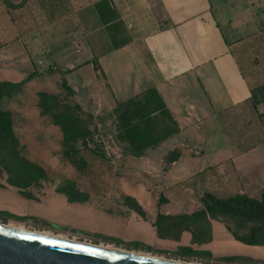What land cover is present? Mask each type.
<instances>
[{"label": "crops", "instance_id": "obj_1", "mask_svg": "<svg viewBox=\"0 0 264 264\" xmlns=\"http://www.w3.org/2000/svg\"><path fill=\"white\" fill-rule=\"evenodd\" d=\"M9 1L15 6L0 2V64L29 68L27 76L41 66L57 65L68 82L73 77L77 100L80 88L91 97L105 91L115 113L119 103L140 98L148 89L157 90L178 128L159 144L131 154L115 114L118 136L127 143L125 158L134 169H156L159 176L174 181L163 183L166 187L182 183L215 195L261 193L264 141L242 148L253 138H233L224 132L231 113L251 101L252 87L236 52L246 43L240 35L242 26L228 20L225 30L217 16L218 8L226 7L224 0H27L21 7L16 6L22 0ZM260 11L255 37L262 41V52L264 12ZM93 61L104 75L95 70ZM1 75L11 77L0 68ZM128 84L133 92L125 99ZM84 101L88 106L86 96ZM256 110L264 112V103ZM156 116L157 128L162 130L168 121L159 113ZM211 225L214 240L194 244L195 248L210 249L215 257L232 254L215 252V237L220 233L236 244L253 247L235 240L220 221L211 220ZM154 240L178 247L190 245L191 235L184 232L180 242ZM259 258H264V252Z\"/></svg>", "mask_w": 264, "mask_h": 264}, {"label": "rangeland", "instance_id": "obj_2", "mask_svg": "<svg viewBox=\"0 0 264 264\" xmlns=\"http://www.w3.org/2000/svg\"><path fill=\"white\" fill-rule=\"evenodd\" d=\"M224 1L226 7L224 9L220 6L217 16L225 30L228 28V20L242 26L243 34L240 35L246 43L239 45L236 52L251 86L255 88L264 85V51L261 52L262 41L255 37L259 34L256 25L260 23V10L264 12V0ZM10 63V67L8 64H0V68L8 70L12 78L1 75L0 80L19 82L30 72L29 68L16 69ZM54 66L36 69L37 74L15 93L0 88V128L3 130L7 126L11 127V133L18 144V153L0 152V184L7 185V189L2 192L0 189V208L19 216L17 219H9L0 214V223H14L28 230L46 231L77 242L109 245L126 251L198 264H257L255 260L264 259L259 258L264 247L241 246L221 233L215 237V252L232 254L215 257L210 249H198L194 244L179 245L210 252L212 258L205 255L181 257L176 251L179 247L176 244L154 240L161 239L153 227L159 212H195L203 207L200 198L204 192L198 187L191 190L189 184L182 186V183L166 187L163 183H168V178L159 176L156 169L150 172L134 169L135 165L125 158L127 143L118 136L115 108L114 105L109 106L106 92L101 91L91 97L80 88L78 100L76 96L63 99L66 97V92L61 88L63 76L58 73L59 67ZM125 69L130 76L131 65L128 64ZM95 79L97 85L98 79ZM68 80H71V86L74 85L73 77ZM94 83V80L91 81V86ZM128 85L130 88L122 98H129L133 92L131 84ZM44 96H58L63 102L50 107L44 102ZM84 96L88 106L84 104ZM75 102L84 104L87 115L80 117ZM62 117L68 121L66 128L53 121ZM76 123L80 127L79 133L72 131L71 126L75 127ZM71 132L79 137L75 139L73 136L77 146L83 137L89 144L88 149H81L78 165L63 155L65 138ZM224 132L233 138H253V143L242 144V148L255 146L264 141V117L260 116L250 101L231 113ZM98 150L105 156L97 155L95 151ZM8 172L16 173L15 177L19 176L21 189L30 192L33 199L19 194L18 187L8 185ZM63 192L82 202H69L66 196L62 197ZM231 194L235 193L222 192L217 193V196L226 198ZM252 196L260 199L261 193L256 191ZM140 210L145 219L137 212ZM220 224L227 229L224 222L220 221ZM227 224L234 228L232 222ZM184 232H188L192 240L191 232ZM102 236L116 237L123 241H141L151 245L152 251L135 250L127 244L119 246L106 242ZM213 237L212 234L209 242L214 240ZM262 240L264 242V234Z\"/></svg>", "mask_w": 264, "mask_h": 264}, {"label": "trees", "instance_id": "obj_3", "mask_svg": "<svg viewBox=\"0 0 264 264\" xmlns=\"http://www.w3.org/2000/svg\"><path fill=\"white\" fill-rule=\"evenodd\" d=\"M26 1L27 0H22L16 7L23 6ZM0 2L11 8L15 6L9 0H0ZM109 18L110 17H105L103 15L105 21H108ZM86 63H88V61L85 62V64ZM93 65L96 71H100L101 74L104 75L103 70L97 61H93ZM36 74V71H33L19 82L0 80V88H4L10 93H15ZM61 88L66 92V97L63 99H70L76 96L74 88L64 77L61 81ZM63 99H60L58 96H44V102L50 107L60 105L63 102ZM251 101L255 107L258 104L264 103V85L255 88L251 87ZM74 106L81 118L87 115L80 103L75 102ZM116 113L122 132L121 135L129 141L130 153L133 155H137L143 150L159 144L162 140L178 132L176 123L173 121L172 116L165 107L162 97L157 90L153 88L144 91L140 98L133 97L119 103ZM157 113L162 115L168 121L162 130L157 128ZM260 116L264 117V112L260 113ZM53 121L63 128L68 126L66 117H62V119H53ZM71 127L73 129L72 131L79 133L80 127L78 123H76L75 127L74 125ZM75 133L71 132L67 134L64 142L63 155L74 165H78L81 149H88L89 144L83 137L77 146V142H74L73 139ZM74 137L75 139L79 138L76 135ZM0 152L7 154L11 152L12 154L18 153V144L14 139L11 133V127L9 126L5 127L3 130L0 128ZM95 153L102 157L105 156L104 153L99 150L95 151ZM8 174L9 177L7 183L10 186L18 187V193L22 196L28 199L34 198L30 192H25L21 189V184L18 181L19 176L15 177L16 173L13 172L11 174L8 172ZM0 188L5 189L7 186L1 183ZM63 194L67 197L69 202L77 201L72 199L66 193L63 192ZM200 201L203 207L192 213L166 214L159 212L156 221L153 223L157 236L161 239L180 241L183 232L190 231L192 234L191 244L207 243L212 239V225L210 221L216 220L226 224L227 230L235 240L251 246L264 247V242L262 240V235L264 234V188L261 191L260 199L250 197L246 194H236L234 196L222 198L212 192L206 191L203 193ZM137 212L145 219V215L141 210ZM0 214L9 219L19 218V216L8 211L0 210ZM227 222H232L234 228L229 226ZM102 237L106 242L114 243L119 246L127 244L130 248L135 250L152 251L151 246L142 242H125L116 237ZM176 251L181 257L205 255V257L212 258L210 252L197 251L192 246H179Z\"/></svg>", "mask_w": 264, "mask_h": 264}, {"label": "water", "instance_id": "obj_4", "mask_svg": "<svg viewBox=\"0 0 264 264\" xmlns=\"http://www.w3.org/2000/svg\"><path fill=\"white\" fill-rule=\"evenodd\" d=\"M264 219V217H263ZM0 264H180L110 251L0 225Z\"/></svg>", "mask_w": 264, "mask_h": 264}, {"label": "bare ground", "instance_id": "obj_5", "mask_svg": "<svg viewBox=\"0 0 264 264\" xmlns=\"http://www.w3.org/2000/svg\"><path fill=\"white\" fill-rule=\"evenodd\" d=\"M0 225H2L3 227L14 229V230H19V231L32 233V234L45 236V237H53L55 239H60V240H64V241H68V242H72V243H80V244H83V245H88V246H91V247H97V248L106 249V250H110V251L129 253V254H133V255H137V256H141V257L157 259V260H163V261H169V262L180 263V264H198V263H195V262H186V261H181V260H176V259H167V258H164V257L153 256V255H150V254H143V253H140V252L126 251V250H122V249L113 248L112 246H109V245H107V246L106 245H93V244H89V243H86V242H77L75 240H72V239H69V238H65L64 236L55 235V234H52V233L46 232V231L28 230V229L24 228L23 226L16 225L14 223H0Z\"/></svg>", "mask_w": 264, "mask_h": 264}, {"label": "flooded vegetation", "instance_id": "obj_6", "mask_svg": "<svg viewBox=\"0 0 264 264\" xmlns=\"http://www.w3.org/2000/svg\"><path fill=\"white\" fill-rule=\"evenodd\" d=\"M5 185V184H4ZM9 185V184H8ZM7 186V185H6ZM10 186V185H9ZM11 187H13V186H11ZM0 189H4V188H0ZM5 189H7V188H5ZM0 210H1V208H0ZM1 211H6V210H1ZM256 261V263L257 264H264V259H258V260H255Z\"/></svg>", "mask_w": 264, "mask_h": 264}]
</instances>
